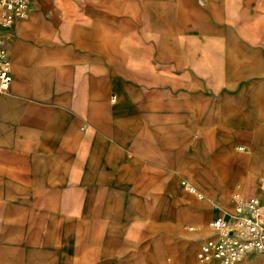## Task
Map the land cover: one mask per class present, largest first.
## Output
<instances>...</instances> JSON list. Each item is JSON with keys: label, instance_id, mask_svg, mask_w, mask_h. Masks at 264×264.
Instances as JSON below:
<instances>
[{"label": "rangeland", "instance_id": "obj_1", "mask_svg": "<svg viewBox=\"0 0 264 264\" xmlns=\"http://www.w3.org/2000/svg\"><path fill=\"white\" fill-rule=\"evenodd\" d=\"M131 1L35 0L20 20L35 15L36 20L52 25L57 46L69 54L62 67H87L107 78L110 87L105 95L93 89L88 95L107 103L110 128L114 120L111 100H120L115 86L123 84L122 77L111 75L108 69L117 61H107L89 48L111 37L114 43L107 47L128 56L131 15L135 11L143 19L138 0ZM146 1L161 8L159 0ZM180 9L187 7L180 4ZM259 13L264 15V10ZM164 15L166 24L182 21L166 10ZM136 29L138 34L143 28ZM71 37L82 45L73 46ZM45 45L48 49L37 53L40 67L57 71L58 54L53 53L52 44ZM73 52L85 58L71 57ZM120 65L128 69L125 63ZM234 93L201 86L175 97L184 105L169 107L162 123L157 118L151 124L153 129L161 127V136L166 138L161 153L153 152L150 163L133 154L132 143L159 144L147 137L140 141L141 125H136L130 137L119 139L112 128L101 132L90 120L77 117L68 102L60 101L55 108L66 113L65 120H57L55 128L46 131L43 128L54 121L52 101L42 106L47 115L35 126L36 132L20 133L22 103L32 101L19 85L12 94L0 93V263L184 264L190 258L199 264L197 252L209 235L203 223L228 209L250 173L255 191H244V195H257L264 201L259 187L264 178V146L258 148L255 139L238 135L239 125L229 123L225 116L231 103L233 110L238 107ZM241 142L247 144L244 151L236 150ZM183 179L199 188L203 198L186 191ZM187 199L200 211L177 227L187 211ZM205 210L212 212L204 222Z\"/></svg>", "mask_w": 264, "mask_h": 264}, {"label": "crops", "instance_id": "obj_2", "mask_svg": "<svg viewBox=\"0 0 264 264\" xmlns=\"http://www.w3.org/2000/svg\"><path fill=\"white\" fill-rule=\"evenodd\" d=\"M132 1L136 3V0ZM170 1L164 3L159 0L160 9L146 0L137 1L143 19L135 11L131 15L132 30L126 36L129 51L127 57H123L118 48L107 47V43H114L111 37H106L98 46L89 48L107 61H117L108 69L111 75L122 77L123 84L115 86L120 100L117 101V97L111 100L114 101L111 108L114 118L111 127L113 135L119 139L126 135L130 137L136 130V125H141L138 130L140 141L147 137L146 139L159 141V144L147 140L137 145L132 143L133 154L150 163L153 152L161 153L166 138L165 135L161 136V127L153 129L151 124L157 118L162 123L169 107L176 109L184 105L175 97L184 96L182 92L185 90L192 92L202 86L217 91H235L232 97L239 98V102L234 101L238 107L234 106L233 110L231 103L228 106L230 110H227L229 113L225 116L229 118V123L239 125L236 130L238 135H247L246 137L258 141V148L263 147L264 15L259 12L264 10V3L261 0ZM180 4H185L187 10L182 11ZM165 5L167 6L164 7ZM165 10L172 17L182 18L181 23L177 21L176 25L166 24ZM36 12L34 10L32 14ZM34 16L25 21H17L16 39L8 45L14 78L9 94L14 93L19 85L24 95L32 101L22 103L25 111L18 117L19 132L34 134L35 126L40 125L47 115L42 106L52 101L54 111L51 119L54 121L44 130L51 131L57 120L59 123L65 120L66 113L55 108L58 106L55 103L62 101L71 105L77 117L90 120L103 133L110 132L107 103L96 101L88 95L92 89L105 95L110 87L109 81L96 75V71L91 69L94 75L87 67H62L69 54L57 46V36L52 25L36 20ZM138 26L143 29L137 34ZM173 29H177L178 33L174 35ZM30 38L33 42L29 41ZM71 42L73 46L82 45L74 37H71ZM204 42H209V45H202ZM46 43L52 44L53 53L58 54L55 57L57 71L51 67H40L42 59L37 53L48 49L44 46ZM71 57L85 58L78 52L71 53ZM120 63H125L128 69L124 70ZM70 76H74V79L71 80ZM67 90L73 94H68ZM176 92L179 93L175 96ZM158 132V136L151 138V134ZM239 145L247 147L246 143L241 142ZM139 151L141 153L136 155ZM251 174L244 179V188L239 185L237 189L244 197V191H255L254 175ZM186 203L187 211L184 217L178 219L177 227L183 219H189L200 211L193 206L192 200L187 199ZM230 206L231 204L227 205L228 208ZM211 212L204 211V222L210 218ZM203 224L206 233H210L209 222ZM195 263V260L187 258L184 264ZM240 264H264V254H250Z\"/></svg>", "mask_w": 264, "mask_h": 264}, {"label": "built area", "instance_id": "obj_3", "mask_svg": "<svg viewBox=\"0 0 264 264\" xmlns=\"http://www.w3.org/2000/svg\"><path fill=\"white\" fill-rule=\"evenodd\" d=\"M32 1L0 0V93L12 90L14 78L8 45L15 37L17 21L27 16ZM236 150L244 151L246 147L237 145ZM181 184L189 193L203 198V193L189 180L183 179ZM260 187L264 192V178ZM209 229L197 252L199 264H240L250 254H264V201L235 193L230 208L214 216Z\"/></svg>", "mask_w": 264, "mask_h": 264}, {"label": "bare ground", "instance_id": "obj_4", "mask_svg": "<svg viewBox=\"0 0 264 264\" xmlns=\"http://www.w3.org/2000/svg\"><path fill=\"white\" fill-rule=\"evenodd\" d=\"M114 99H115V97L112 98V100H114ZM260 188H261V187H260ZM246 258H247V257H246ZM246 258H245V259H246ZM245 259H243L242 261H244Z\"/></svg>", "mask_w": 264, "mask_h": 264}]
</instances>
